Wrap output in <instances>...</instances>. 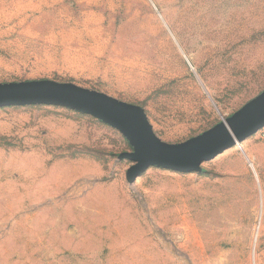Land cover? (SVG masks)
I'll use <instances>...</instances> for the list:
<instances>
[{"label": "rangeland", "instance_id": "obj_1", "mask_svg": "<svg viewBox=\"0 0 264 264\" xmlns=\"http://www.w3.org/2000/svg\"><path fill=\"white\" fill-rule=\"evenodd\" d=\"M34 79L139 104L164 141H185L264 90V0H0V83ZM253 140L203 172L153 166L130 183L116 128L1 107L0 264H264Z\"/></svg>", "mask_w": 264, "mask_h": 264}, {"label": "water", "instance_id": "obj_2", "mask_svg": "<svg viewBox=\"0 0 264 264\" xmlns=\"http://www.w3.org/2000/svg\"><path fill=\"white\" fill-rule=\"evenodd\" d=\"M38 104L66 107L91 115L119 130L132 148L119 155L120 159L132 162L126 173L130 183L153 166L182 173L203 172L205 161L264 128V90L203 133L171 143L155 132L143 106L108 93L54 79L0 83V108Z\"/></svg>", "mask_w": 264, "mask_h": 264}, {"label": "crops", "instance_id": "obj_3", "mask_svg": "<svg viewBox=\"0 0 264 264\" xmlns=\"http://www.w3.org/2000/svg\"><path fill=\"white\" fill-rule=\"evenodd\" d=\"M258 137H262V138H263V142H264V128L260 129L258 132H256L254 135L250 136V137L247 138V139L253 138V139H254L253 141L255 142V140H256ZM253 144H254V143H253ZM253 146H254V145H253ZM248 147H250V145H249ZM253 148H255V147L247 148V151H245V152L247 153V155H248V157H249L250 159H252V158H251V155L254 156V154H255V156H254V157H255V162L253 161V163H254V166L256 167V164L258 165V161H257L258 153H256L255 150H254ZM248 153H249V154H248ZM258 159H259V158H258ZM259 164H260V161H259Z\"/></svg>", "mask_w": 264, "mask_h": 264}, {"label": "bare ground", "instance_id": "obj_4", "mask_svg": "<svg viewBox=\"0 0 264 264\" xmlns=\"http://www.w3.org/2000/svg\"><path fill=\"white\" fill-rule=\"evenodd\" d=\"M248 154H249V153H248ZM245 155L247 156V158H249L246 152H245ZM249 159H250V158H249ZM250 164H251V166H252L253 169H256L255 166H254V163H253V160H252V159H250ZM256 175H257V174H256Z\"/></svg>", "mask_w": 264, "mask_h": 264}, {"label": "built area", "instance_id": "obj_5", "mask_svg": "<svg viewBox=\"0 0 264 264\" xmlns=\"http://www.w3.org/2000/svg\"><path fill=\"white\" fill-rule=\"evenodd\" d=\"M261 222H262V218L260 217V219H259V224H258V226H257V228H258V232H259V230H260V227H261Z\"/></svg>", "mask_w": 264, "mask_h": 264}]
</instances>
